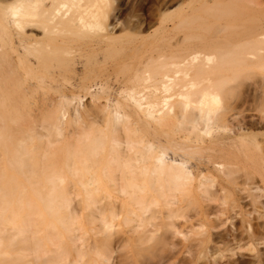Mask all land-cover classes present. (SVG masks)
I'll use <instances>...</instances> for the list:
<instances>
[{
	"label": "bare ground",
	"instance_id": "bare-ground-1",
	"mask_svg": "<svg viewBox=\"0 0 264 264\" xmlns=\"http://www.w3.org/2000/svg\"><path fill=\"white\" fill-rule=\"evenodd\" d=\"M0 264H264V0H0Z\"/></svg>",
	"mask_w": 264,
	"mask_h": 264
},
{
	"label": "rangeland",
	"instance_id": "rangeland-1",
	"mask_svg": "<svg viewBox=\"0 0 264 264\" xmlns=\"http://www.w3.org/2000/svg\"><path fill=\"white\" fill-rule=\"evenodd\" d=\"M246 256V255H245ZM251 261V260H250Z\"/></svg>",
	"mask_w": 264,
	"mask_h": 264
}]
</instances>
